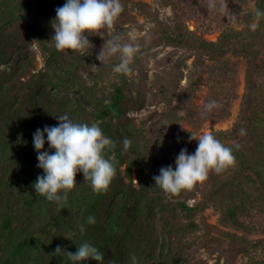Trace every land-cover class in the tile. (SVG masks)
Masks as SVG:
<instances>
[{
  "label": "trees",
  "instance_id": "16d2710c",
  "mask_svg": "<svg viewBox=\"0 0 264 264\" xmlns=\"http://www.w3.org/2000/svg\"><path fill=\"white\" fill-rule=\"evenodd\" d=\"M253 1L243 26L227 22L210 39L187 23L188 0H120L124 10L114 29L103 38L88 36L93 47L80 54L58 51L51 40L55 9L66 0H0V264H99L53 255L57 245L75 253L84 242L103 253V264H131V254L138 264H237L238 255L264 244V236L250 238L204 216L215 207L221 225L245 230L240 216L250 205L264 206V87L258 79L264 69V17L255 15L264 11V0ZM167 6L172 15L161 12ZM108 33L138 47L127 74L115 71L120 54L108 55ZM158 48H165L161 55ZM227 54L246 59L245 91L232 126L210 133L233 149L237 164L210 172L209 180L192 190L166 194L153 176L168 165L175 170L181 149L194 154L198 145L195 126L185 124L198 126L226 112L210 62ZM204 83L207 95L196 104ZM213 100L220 107L205 114L204 104ZM141 110H146L141 118L131 114ZM64 114L76 123L98 125L115 142L107 155L117 163L106 192H94L78 172L77 187L59 211L33 188L43 175L33 133L57 125V115ZM44 138L41 151L54 153L46 133ZM124 138L131 141L127 151ZM89 216L95 224L86 223ZM200 248L214 261L197 255ZM248 264L264 259L251 257Z\"/></svg>",
  "mask_w": 264,
  "mask_h": 264
},
{
  "label": "clouds",
  "instance_id": "9594fccd",
  "mask_svg": "<svg viewBox=\"0 0 264 264\" xmlns=\"http://www.w3.org/2000/svg\"><path fill=\"white\" fill-rule=\"evenodd\" d=\"M123 10L120 0H66L63 6L55 9L56 17L51 21L55 35L51 40L55 41L58 51L65 52L70 49L72 53L83 54L85 50L93 47L88 36L98 35L103 38L108 30L114 29L115 21ZM255 15L259 20L264 17V11L257 9ZM257 27L258 24L251 25L252 30ZM104 44L108 46L109 56L120 54L121 62L115 67V71L129 73L138 47L132 43H122L119 35L111 33H108ZM103 56L101 50L97 56L101 63ZM203 107L207 114L220 105L213 100L205 103ZM56 118L59 121L57 125H45L43 130L38 128L33 133L37 167L43 169V175L37 176L33 188L36 195L54 202L60 211L65 208L68 193L77 187L75 177L78 172L83 173L84 180L91 182L94 192H106L115 177L117 161L114 155H107L116 147L115 142L106 137L98 125L76 123L67 114L57 115ZM45 133L49 149H55L52 154L47 150L41 151L46 142ZM241 134H245L244 129H241ZM195 139H198V145L194 154H188L187 149L182 148L175 159V170L168 165L160 168L159 175L153 176L155 185L166 194L178 195L182 190H192L195 185L208 179L210 171L220 174L236 166L233 149L222 144L212 133L206 132ZM130 146L131 141L124 138V151ZM235 147L239 148L240 145ZM95 222L93 216H89L86 221L89 225ZM78 228L84 233L83 224L78 225ZM61 254H66L73 262L91 258L103 264L104 260L103 253L87 242L77 247L75 253L62 250L57 245L53 255ZM130 261L131 264H138L135 254L130 255Z\"/></svg>",
  "mask_w": 264,
  "mask_h": 264
},
{
  "label": "rangeland",
  "instance_id": "374dc122",
  "mask_svg": "<svg viewBox=\"0 0 264 264\" xmlns=\"http://www.w3.org/2000/svg\"><path fill=\"white\" fill-rule=\"evenodd\" d=\"M181 1V0H180ZM192 7L188 10V21L187 23L191 28L198 26L200 30L205 32V36L210 39H215L218 34L220 25H225L230 22L233 26L240 27L246 23L245 18L248 15L252 16L254 9L253 0H188ZM189 4V5H190ZM188 6V5H187ZM241 10L240 15L235 14V10ZM190 10V11H189ZM161 12L164 14L172 15V9L170 6L161 8ZM139 19H143L139 16ZM211 29V31L209 30ZM165 48H158L155 52L161 55ZM41 62H39L40 64ZM213 66V77L221 81L223 91L222 95L226 100V112L219 118H210L197 122L200 125H193L186 123L188 127L195 126L196 132L201 136L206 132H210L212 129H223L232 126L237 118L242 96L245 91V71H246V59L241 55L227 54L224 58L218 62L211 61ZM226 71V72H225ZM262 88L264 87V69L262 76L258 77ZM208 86L204 83L201 88L197 91L194 97L196 104H201L205 95H207ZM146 110L139 112H132L137 118H141L145 114ZM197 126V127H196ZM264 134V130H263ZM211 172V171H210ZM210 174V173H209ZM209 176L208 179L209 180ZM206 180V181H207ZM200 183V185H203ZM259 206V207H257ZM220 211L215 207H208L204 211V216L209 223L216 224L223 227L224 229L234 230L238 233H245L250 238L263 237L264 236V206L263 205H250L248 212L240 216L241 220L245 223V230L237 229L231 225H221L219 223ZM214 233H216L214 229ZM197 255L205 257L209 262L214 261V257L210 256L205 248H200ZM251 257H258L264 259V244L258 246L255 249H251L247 254H240L236 258L237 264H248ZM220 264H223L221 260Z\"/></svg>",
  "mask_w": 264,
  "mask_h": 264
}]
</instances>
